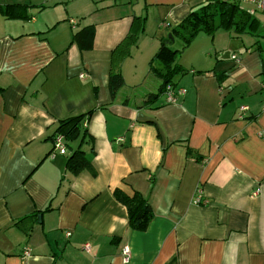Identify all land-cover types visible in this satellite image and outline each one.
I'll use <instances>...</instances> for the list:
<instances>
[{
  "label": "crops",
  "instance_id": "obj_1",
  "mask_svg": "<svg viewBox=\"0 0 264 264\" xmlns=\"http://www.w3.org/2000/svg\"><path fill=\"white\" fill-rule=\"evenodd\" d=\"M201 1L0 0L27 16L0 11V264H264V13L256 33L195 38L173 104L149 68ZM89 26L81 49L73 37ZM119 50L130 54L111 96ZM89 112L91 167L73 175L68 151L51 158L52 135ZM115 191L148 203L144 232ZM30 215L27 232L15 226Z\"/></svg>",
  "mask_w": 264,
  "mask_h": 264
},
{
  "label": "trees",
  "instance_id": "obj_2",
  "mask_svg": "<svg viewBox=\"0 0 264 264\" xmlns=\"http://www.w3.org/2000/svg\"><path fill=\"white\" fill-rule=\"evenodd\" d=\"M14 7L18 8V6H5L0 7V11L7 18H27L25 12H22L20 16L13 13ZM134 20L140 19L134 18ZM258 29L257 21L241 10L236 3L228 0H202L183 20L170 27L168 35L171 38L160 39L159 48L149 63L150 72L161 82L159 93L164 92L167 85H174V77L183 73L184 70L177 63V58L199 34L212 36L216 31L222 30L223 32H233L234 35L239 36L256 33ZM92 37L93 28L89 26L76 33L73 40L77 42L81 49H89L91 48ZM86 38H89L88 44H85ZM130 38L135 41L132 29L124 41H128ZM129 54V50H119L115 57L112 53L108 75V87L111 96L123 86L120 63ZM116 57L118 58L116 59ZM153 60L160 62V69L156 70L152 67ZM156 97V95H150L147 101H151ZM90 114L89 112L58 121L52 135V141L56 135L63 137L66 150L69 152L65 168L73 175L91 167L90 159L81 149L87 136L86 128ZM114 196L126 208L129 228L133 231L144 232L153 219V212L148 203L136 192L131 196H126L119 191H115ZM48 210V207L45 208V211ZM34 217V215L26 216L18 220L15 226L27 232L24 229V224Z\"/></svg>",
  "mask_w": 264,
  "mask_h": 264
},
{
  "label": "built area",
  "instance_id": "obj_3",
  "mask_svg": "<svg viewBox=\"0 0 264 264\" xmlns=\"http://www.w3.org/2000/svg\"><path fill=\"white\" fill-rule=\"evenodd\" d=\"M230 2H234L237 6L245 11L247 14L252 16L256 12L264 13V0H228ZM245 5H249L250 9H244ZM85 77V75L81 74L80 78ZM165 101L166 103L173 104L175 103L178 96H182L185 94V90L178 88L176 89L175 86L169 84L165 87L164 92ZM243 109V108H242ZM261 111L264 112V107L261 108ZM67 154L66 146L64 144V139L61 135H56L53 139V146L50 153L51 158L56 157L57 155L65 156ZM254 192L253 194H255ZM69 236V233L66 234ZM85 250H87L88 246H84ZM124 259L127 260L128 257V250H123Z\"/></svg>",
  "mask_w": 264,
  "mask_h": 264
},
{
  "label": "water",
  "instance_id": "obj_4",
  "mask_svg": "<svg viewBox=\"0 0 264 264\" xmlns=\"http://www.w3.org/2000/svg\"><path fill=\"white\" fill-rule=\"evenodd\" d=\"M167 37H168V38H171V36H170V35H167ZM38 219H39V216H38Z\"/></svg>",
  "mask_w": 264,
  "mask_h": 264
},
{
  "label": "rangeland",
  "instance_id": "obj_5",
  "mask_svg": "<svg viewBox=\"0 0 264 264\" xmlns=\"http://www.w3.org/2000/svg\"><path fill=\"white\" fill-rule=\"evenodd\" d=\"M132 2H134L135 0H131Z\"/></svg>",
  "mask_w": 264,
  "mask_h": 264
}]
</instances>
